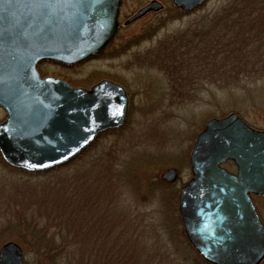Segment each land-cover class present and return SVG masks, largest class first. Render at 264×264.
I'll use <instances>...</instances> for the list:
<instances>
[{"label": "rangeland", "instance_id": "obj_1", "mask_svg": "<svg viewBox=\"0 0 264 264\" xmlns=\"http://www.w3.org/2000/svg\"><path fill=\"white\" fill-rule=\"evenodd\" d=\"M151 1L163 9L124 29L111 55L36 66L41 78L74 88L90 89L102 80L118 84L128 111L123 126L99 134L65 165L25 172L0 156V247L15 243L22 264H196L179 241L177 214L196 135L208 120L229 114L264 131V18L243 16L240 0H206L177 17L170 0H122L121 16ZM228 4L236 11L227 20L234 35L226 34L219 17ZM149 22L152 35L115 50ZM210 23L218 24L212 32ZM203 25L206 37L228 46L231 65H245V76L231 67L202 66L201 56L184 50V40ZM5 119L0 108V124ZM223 167L234 172L229 163ZM169 170L173 181L162 178ZM255 202L264 219V201Z\"/></svg>", "mask_w": 264, "mask_h": 264}, {"label": "water", "instance_id": "obj_2", "mask_svg": "<svg viewBox=\"0 0 264 264\" xmlns=\"http://www.w3.org/2000/svg\"><path fill=\"white\" fill-rule=\"evenodd\" d=\"M206 0H172L190 11ZM121 0H0V156L9 166L42 172L67 164L107 130L124 125V89L102 80L74 88L36 66H72L100 56L118 31ZM161 9L156 1L132 18ZM231 162L234 173L221 167ZM190 179L177 210L183 231L209 264H259L264 226L252 197L264 198V132L236 114L208 120L189 153ZM174 170L162 175L173 181ZM0 264H22L19 247H0Z\"/></svg>", "mask_w": 264, "mask_h": 264}, {"label": "trees", "instance_id": "obj_3", "mask_svg": "<svg viewBox=\"0 0 264 264\" xmlns=\"http://www.w3.org/2000/svg\"><path fill=\"white\" fill-rule=\"evenodd\" d=\"M240 2H241L240 12H243V13L246 12L243 16L247 15L248 18H254V19H257L259 17L264 18V0H240ZM219 12H221L219 17L222 19H225L226 21L223 24L222 29L226 32L227 35L231 32L234 35V30H233L234 25L231 26L230 23L228 25L227 20L231 22V20L233 19L232 15L236 11L235 10L233 11L231 8V4H228V5H224L223 7H221ZM178 13L179 11L172 8V14L174 17L181 15ZM207 25H203L205 27L204 31L199 32V31L194 30L189 34L190 37L187 40H184V50L186 49L188 50L189 48L190 49L189 52L192 53L191 55L197 54L201 56V64H203L202 66H211L210 64H215V65L218 64V66L221 68L231 67L230 72L232 74L234 75L240 74L241 76H245L247 74V72L244 70L245 65H241V67H239L235 64V66H233L231 65L229 58H227L228 56H226V54L229 53L228 52L229 50L227 49L228 46H226V44L221 39L213 40V39L206 37L207 27L209 31L212 32L218 26V24L210 23ZM213 37L214 38L218 37L216 35V32L213 33ZM230 41H233V39H231ZM213 47L217 50L215 55H213V52L211 50ZM176 217L178 221V216L176 215ZM173 220H175L174 216H173ZM173 223H177V222L174 221ZM179 241L184 243V236L181 231H180ZM47 244H44L43 249H45V251L48 252L50 248L47 247L48 246ZM195 263L202 264L200 260L196 258H195Z\"/></svg>", "mask_w": 264, "mask_h": 264}, {"label": "flooded vegetation", "instance_id": "obj_4", "mask_svg": "<svg viewBox=\"0 0 264 264\" xmlns=\"http://www.w3.org/2000/svg\"><path fill=\"white\" fill-rule=\"evenodd\" d=\"M147 4V3H146ZM145 4V5H146ZM160 4V3H159ZM145 5H143L142 7H140L139 9H137L131 16L129 17H124L121 16V8H122V0H121V3H120V7H119V11H118V31H117V34L116 36L114 37L113 41L110 43V45L106 48V50L104 51V53H102L100 56H103V55H111L112 54V50H111V47L116 43V41H118L119 39H121V32H123L124 29H127L129 28V26H131L133 23L137 22V21H140L144 16H146L147 14H149L150 12H156V11H160L163 9V6L161 5V9L159 10H154V11H148L146 12L145 14H143L142 16L136 18V19H133V16L141 9L143 8ZM178 14H184V12H179ZM150 28H151V22H149L145 28H143L142 30L138 31L137 33L133 34L131 37H128L126 39H123L122 42H120L118 44V46H115V50H117V52L119 50H121L122 48H126V46L128 44H130L131 42L135 43L136 41L140 40V39H144V38H147L148 36L152 35L151 32H150ZM153 29V28H152ZM154 30V29H153ZM111 50V51H110ZM263 131V130H262ZM188 181V180H187ZM186 181V182H187ZM186 182L184 183V185L186 184ZM259 199L261 201H264L263 198H252V202H253V205H254V208L256 210V213L262 223V225L264 226V219L262 217V214L260 213V210L258 209L257 205H256V200ZM183 233V232H182ZM184 236V246L187 247V250H188V253L200 260V262L202 264H209L205 261L202 260L201 256L190 246L189 242H188V239L185 235V232L183 234ZM259 264H264V259L259 263Z\"/></svg>", "mask_w": 264, "mask_h": 264}]
</instances>
